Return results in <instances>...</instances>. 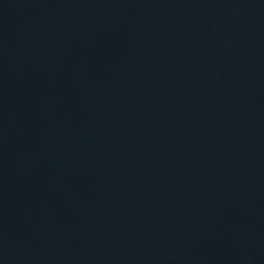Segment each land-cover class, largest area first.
I'll list each match as a JSON object with an SVG mask.
<instances>
[{
  "label": "water",
  "instance_id": "water-1",
  "mask_svg": "<svg viewBox=\"0 0 264 264\" xmlns=\"http://www.w3.org/2000/svg\"><path fill=\"white\" fill-rule=\"evenodd\" d=\"M0 264H264V0H0Z\"/></svg>",
  "mask_w": 264,
  "mask_h": 264
}]
</instances>
